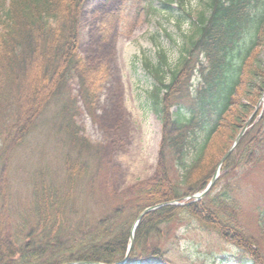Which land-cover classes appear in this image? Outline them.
Listing matches in <instances>:
<instances>
[{"label":"trees","instance_id":"trees-1","mask_svg":"<svg viewBox=\"0 0 264 264\" xmlns=\"http://www.w3.org/2000/svg\"><path fill=\"white\" fill-rule=\"evenodd\" d=\"M85 1L0 0V119L7 118L0 128V264H175L170 251L180 228L210 233L218 246L237 249L234 264H264V196L253 230L240 216L241 181L264 163V103L205 196L145 213L126 256L137 215L201 191L263 92L264 69L253 54L264 45V0H199L195 13L182 11L190 30L179 58L165 81L160 53L150 72L155 84L146 93V106L160 123L155 172L120 194L105 187V146L75 122L77 98L88 110L97 99L94 70L83 68L78 51ZM174 1L163 5L169 9ZM73 78L77 97L69 87ZM242 87L249 99L239 105L243 118L226 120ZM51 121L59 122L60 136L49 129ZM34 130L38 141L55 139L62 174L41 166L31 175L29 204L19 208L7 167ZM91 200L99 212H90Z\"/></svg>","mask_w":264,"mask_h":264},{"label":"rangeland","instance_id":"rangeland-1","mask_svg":"<svg viewBox=\"0 0 264 264\" xmlns=\"http://www.w3.org/2000/svg\"><path fill=\"white\" fill-rule=\"evenodd\" d=\"M150 3L155 9L147 11L145 8ZM163 3L164 0H86L81 13L79 54L83 68L94 70L91 78L97 99L91 110L77 101L79 111L75 122L90 141L100 143L103 149L105 146L102 154L107 174L105 187L115 194L128 192L131 186L150 179L155 172L160 124L146 106V93L155 84L150 72L158 65L160 53H163L166 63L161 70L167 81L168 69L175 66L190 30L189 22L179 16L183 10L195 13L201 4L199 0H175L166 9ZM253 58L264 69V45L255 51ZM69 87L71 95L76 96V78L69 81ZM251 92L253 94L254 90ZM246 95L242 87L226 120L243 118L239 105L249 100ZM261 95L253 103L251 112ZM262 105L263 102L258 106ZM52 113L49 110L42 114L45 121L52 117ZM6 119H0L2 130ZM244 121L233 132L231 142ZM40 123V129L47 130L44 122ZM50 123L49 129L60 136L59 122ZM55 144L54 138L52 141H38L34 130L10 155L7 176L14 205L22 208L29 204L31 175L36 174L41 166L53 170L58 167V152L53 149ZM37 149L43 150L42 153ZM261 167L257 173H251L241 181L240 216L243 224L251 229L255 210L264 196V163ZM56 170L58 176L62 174L61 170ZM93 202H89L90 212H99ZM177 234L175 249L170 251L175 264H234L237 249L218 246L213 242L212 234L183 228L178 229Z\"/></svg>","mask_w":264,"mask_h":264},{"label":"water","instance_id":"water-1","mask_svg":"<svg viewBox=\"0 0 264 264\" xmlns=\"http://www.w3.org/2000/svg\"><path fill=\"white\" fill-rule=\"evenodd\" d=\"M263 97H264V93H263ZM248 121H249V120H248ZM247 123H248V122H246V124H247ZM244 129H245V125H244V127L240 130L239 134L235 137V139H234L233 144L231 145V147L225 152V154H224V155L222 156V158L220 159V161H219V163H218V166H217V168H216V170H215V173L213 174V176H212L210 182L208 183V185L206 186V188H205L201 193L191 196L192 198H194L195 200H198V199L202 198V197L205 195V193L208 191V189L211 187V185L213 184V182H214L215 179H216L217 171H218V169H219V167H220V164L226 159V157L230 154V152L232 151V149L234 148V146L237 144V142H238L239 138L241 137V135H242ZM158 206H159V205H156V206H154V207H148V208H145L144 210H142V212L137 216V219H136V221H135V224H134V226H133V228H132V232L134 231L135 225H136L137 222L141 219V217H142L145 213H147L148 211H150V210H152V209H154V208H156V207H158ZM132 241H133V234L131 233V235H130V246H129V248L131 247ZM85 263H88V262H78L77 264H85ZM67 264H73V263H67ZM96 264H98V263H96Z\"/></svg>","mask_w":264,"mask_h":264}]
</instances>
